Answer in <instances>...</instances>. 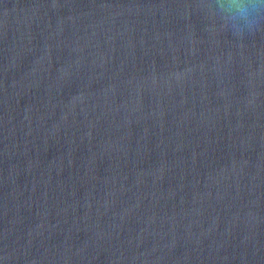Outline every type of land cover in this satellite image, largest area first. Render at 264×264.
I'll list each match as a JSON object with an SVG mask.
<instances>
[{"label": "water", "instance_id": "water-1", "mask_svg": "<svg viewBox=\"0 0 264 264\" xmlns=\"http://www.w3.org/2000/svg\"><path fill=\"white\" fill-rule=\"evenodd\" d=\"M0 0V264H264V11Z\"/></svg>", "mask_w": 264, "mask_h": 264}, {"label": "clouds", "instance_id": "clouds-1", "mask_svg": "<svg viewBox=\"0 0 264 264\" xmlns=\"http://www.w3.org/2000/svg\"><path fill=\"white\" fill-rule=\"evenodd\" d=\"M222 8L231 19L250 23L253 14L264 11V0H222Z\"/></svg>", "mask_w": 264, "mask_h": 264}]
</instances>
